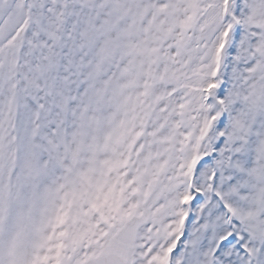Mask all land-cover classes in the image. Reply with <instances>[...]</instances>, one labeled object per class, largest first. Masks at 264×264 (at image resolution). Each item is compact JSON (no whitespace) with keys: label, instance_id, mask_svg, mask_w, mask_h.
Returning <instances> with one entry per match:
<instances>
[{"label":"snow or ice","instance_id":"6c2138e0","mask_svg":"<svg viewBox=\"0 0 264 264\" xmlns=\"http://www.w3.org/2000/svg\"><path fill=\"white\" fill-rule=\"evenodd\" d=\"M0 264H264V0H0Z\"/></svg>","mask_w":264,"mask_h":264}]
</instances>
